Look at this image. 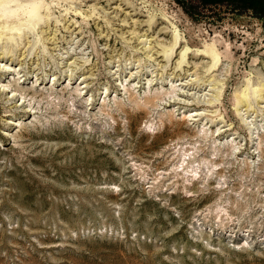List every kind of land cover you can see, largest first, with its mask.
Masks as SVG:
<instances>
[{"label":"rangeland","instance_id":"1","mask_svg":"<svg viewBox=\"0 0 264 264\" xmlns=\"http://www.w3.org/2000/svg\"><path fill=\"white\" fill-rule=\"evenodd\" d=\"M41 1L0 38V264H264V98L233 94L264 79V16ZM174 27L168 59L148 52Z\"/></svg>","mask_w":264,"mask_h":264},{"label":"bare ground","instance_id":"2","mask_svg":"<svg viewBox=\"0 0 264 264\" xmlns=\"http://www.w3.org/2000/svg\"><path fill=\"white\" fill-rule=\"evenodd\" d=\"M68 1L72 2V0H68ZM118 7H119V3L117 5V8ZM131 10H133V9H131ZM76 11H77V9H75V12ZM48 13H49V11H48V7H47L46 3L41 1V0H30L27 3H20V2H17L16 0H0V38L2 36H4V37L6 36V39L8 38V40L14 39V36H17L15 34L16 33H20V29L23 28V26L25 27V26H28V25L37 24L42 19H44L48 15ZM126 20H123L121 25H127L128 23H131L132 26H134L135 23L137 22V19L134 18V16H130V18H129L130 22L127 23ZM138 22H140V21H138ZM148 25H150V24H148ZM132 26H130V27H132ZM65 27L66 26H64V28ZM126 31H129L130 34H133V35H136V36L138 35L137 31H135L134 27H132L130 30H126ZM143 34H145V33L143 32ZM171 35L172 36H171L170 42H168L166 44L165 43H160V42H156L155 43V41H154L153 45L150 44L152 46H151V48H150V50L148 52H150L152 49H154L152 53H154L157 56V58H158V56H163L164 58L168 59L170 57V55L173 54L172 53V52H174L173 49H174V47L176 46V44L178 42V33H177V30H176L175 27L173 28ZM148 37H146V38H148ZM152 38H153V36H152ZM156 38H158V37L156 36ZM150 40H152V39H150ZM1 45H3V44H1ZM2 47H1V49H2ZM179 47H180V45H179ZM180 49L181 50L178 52V57H177V60L175 61V63H176L175 65H176V67L182 68V64L188 66L187 65L188 62L186 61V55L188 53V50H187L188 48L184 44ZM8 50L9 49H7L6 47L4 49H2L0 51V54L2 53L0 55V58H3L5 53L6 54H8V52L10 53V50L9 51ZM148 52H147V54H148ZM197 54L211 58L212 63L210 64V66H208L206 68V70H208V69H211L213 66H215V64L217 63L218 54L219 53H218V51H217V49H216V47H215L213 42H204L203 48H201V52H198ZM150 58H152V57H150ZM194 67H196V65ZM184 70L187 71L188 68H186V69L184 68ZM185 71H184V73H186ZM196 77H197V75H196ZM215 78L216 77H214L213 75H210L208 78H205L209 83L214 85L215 93H214V95L211 98L212 100H218L219 96L222 94V84L220 83L219 80H217ZM233 94H234V100H235V109L237 111L240 108V106L241 107L244 106L245 109L251 108V106H252V104H251L252 97H254L257 102L259 101V99L264 98V79L258 80L254 84H250L249 82H247V84L245 85L244 88L236 89Z\"/></svg>","mask_w":264,"mask_h":264},{"label":"trees","instance_id":"3","mask_svg":"<svg viewBox=\"0 0 264 264\" xmlns=\"http://www.w3.org/2000/svg\"><path fill=\"white\" fill-rule=\"evenodd\" d=\"M186 12L191 13L196 6H219L223 5L231 9L252 11L264 16V0H174Z\"/></svg>","mask_w":264,"mask_h":264}]
</instances>
